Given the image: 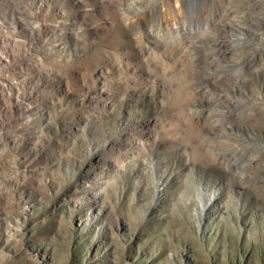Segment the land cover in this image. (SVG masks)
Instances as JSON below:
<instances>
[{"label":"rangeland","instance_id":"1","mask_svg":"<svg viewBox=\"0 0 264 264\" xmlns=\"http://www.w3.org/2000/svg\"><path fill=\"white\" fill-rule=\"evenodd\" d=\"M192 4L0 0V264H264V0Z\"/></svg>","mask_w":264,"mask_h":264},{"label":"bare ground","instance_id":"2","mask_svg":"<svg viewBox=\"0 0 264 264\" xmlns=\"http://www.w3.org/2000/svg\"><path fill=\"white\" fill-rule=\"evenodd\" d=\"M174 1L179 4L178 5L179 10L181 9V10L187 11V10H190V7H192L191 4L194 3L195 0H174ZM22 9L23 8L17 7V5H16V6L10 7L7 10H5L4 14L2 16L0 15V42L1 43L8 40L7 34L9 33L8 28H10V25H15L16 28L17 27H24L25 33L29 32L28 27L26 26V20L27 19L25 20V14H24ZM171 11H173V10H170L168 13H170ZM0 14H1V12H0ZM29 33H31V31Z\"/></svg>","mask_w":264,"mask_h":264}]
</instances>
